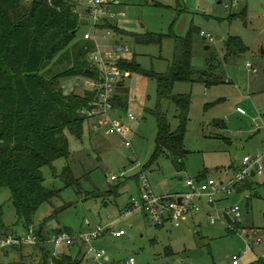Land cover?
<instances>
[{
  "label": "rangeland",
  "instance_id": "obj_1",
  "mask_svg": "<svg viewBox=\"0 0 264 264\" xmlns=\"http://www.w3.org/2000/svg\"><path fill=\"white\" fill-rule=\"evenodd\" d=\"M118 1L112 11L127 15L107 19L110 25L127 33L101 29L98 42L106 59L127 55L128 60L136 57L140 65L139 71H128L124 87L117 89L126 107L116 116L130 129L132 146L126 147L118 134L94 133L89 124L82 138L66 131L70 159L55 163L58 176L49 167L43 169L46 187L59 191V196L39 207L33 225L38 230L44 226L51 235L64 230L76 236L98 225L109 227L103 246L112 261L133 257L136 264H234L238 256L239 264H264V174L235 184L231 195L220 192V218L214 224L210 216L218 212L208 205L196 214L195 221L190 218L186 225L184 220L181 227L171 222L154 226L144 211L123 214L131 196L139 195L142 175L148 177L158 196L187 192L189 178L198 180L204 176L228 183L245 156H256L264 150V0ZM90 31L88 23L81 26L78 36ZM190 31L195 81L178 82L173 92L191 96L184 138L189 152L185 166L178 170L168 152L154 158L158 113L165 115L174 131L180 124V112L171 99L159 102L153 73L169 70L176 57V38L186 37ZM203 31L213 40L203 36ZM148 33L162 36V43H141L131 36ZM232 37L240 38L249 49L229 55L227 42ZM126 45L129 52L119 50ZM202 78L218 82L208 85ZM89 82L84 76H66L61 86L67 93L82 95L90 89ZM239 107L247 114H241ZM129 113L136 120H129ZM67 164L79 185L66 186L61 175ZM124 172V179L110 180L111 175L121 176ZM11 197L8 188L0 190L5 224L9 232L24 234L26 224L18 219ZM237 205L243 215L241 221L231 225L224 217ZM119 228L127 234L113 236L110 231ZM29 249L25 247L24 251ZM60 251L77 255L79 248L64 247ZM12 258L19 259L17 252ZM28 264H37V259H29ZM83 264L91 261L85 259Z\"/></svg>",
  "mask_w": 264,
  "mask_h": 264
},
{
  "label": "trees",
  "instance_id": "obj_2",
  "mask_svg": "<svg viewBox=\"0 0 264 264\" xmlns=\"http://www.w3.org/2000/svg\"><path fill=\"white\" fill-rule=\"evenodd\" d=\"M81 2L0 0V190L8 188L11 191L18 219L24 221L27 230L34 224L39 207L59 196V191L46 187L43 169L49 167L58 176L55 163L63 158L70 159L72 152L66 131L82 138L87 124L92 129L85 111L95 99L96 90L90 87L79 95L67 93L61 86V79L66 76L94 80L99 76V68L90 60L94 42L86 39L85 33L83 37L78 36L81 26L89 23L79 14L87 12ZM100 28L127 33L110 25L107 18ZM131 36L141 43H162L160 35ZM227 49L229 55H237L249 48L240 38L232 37L227 42ZM192 53L190 31L186 37L176 38V57L169 70L153 73L158 83L159 102L171 99L180 112V124L174 131L165 115L158 113L159 133L154 158L168 152L178 170L185 166L189 152L184 147V138L191 96L173 92L178 82L195 81ZM119 65L130 73L140 70L136 57L122 59ZM202 81L208 85L218 82L203 78ZM124 83L121 82L117 89L124 87ZM114 104L120 111L126 107L117 91ZM61 176L67 187L79 185L69 164ZM204 179L203 176L198 180ZM42 227L40 236L47 241L52 235ZM4 232L9 229L0 208V233ZM50 245L30 246L27 252L24 251L26 246L0 250V264H28L33 257L37 264L84 263L82 247H78L77 255L63 251L56 256ZM15 252L19 255L18 260L12 258Z\"/></svg>",
  "mask_w": 264,
  "mask_h": 264
},
{
  "label": "built area",
  "instance_id": "obj_3",
  "mask_svg": "<svg viewBox=\"0 0 264 264\" xmlns=\"http://www.w3.org/2000/svg\"><path fill=\"white\" fill-rule=\"evenodd\" d=\"M51 2V0H48ZM86 7L87 12L79 13L80 16L86 18L92 26V31L85 33V38L94 42L95 48L91 53L90 60L99 68V76L97 80H89L90 87L95 89L97 95L90 103V107L85 111L94 133H103L105 135L118 134L123 137V144L126 147H131L132 142L128 139L130 129L126 124L122 123L117 118V113L120 110L115 106L114 99L117 87L121 82L129 76V72L122 69L119 65L123 57L115 56L112 60H108L103 55L99 42L100 25L103 24L107 16L115 17L118 14L126 16V12L115 13L112 11L114 4H118V0H81ZM75 13L78 10L75 9ZM111 34V31H108ZM203 36L213 40L211 34L204 31ZM125 52H129L128 45L119 48ZM248 68H252V64L248 62ZM238 111L246 115L245 109L239 107ZM129 120H136V116L132 113L128 115ZM257 122V119H254ZM255 172L254 176L264 174V150L256 156L247 155L243 159L242 166L236 169L234 177L228 183H219L214 179L206 178L202 181L194 178H189L186 181L188 187L187 192H178L168 194L166 196H158L152 190L150 181L146 175H142L140 179L139 195H132L124 215H130L136 211H144L150 224L162 227L167 222H171L176 227H181L184 220L191 214L196 213L202 209L201 201L205 200L207 204L211 205L217 210L219 203L218 194L225 192L229 195L234 193V185L244 182ZM125 172L121 176L111 175V181H119L124 179ZM218 215H211V223H216L220 218ZM233 218L232 224L236 221H241L242 211L240 206H234L228 214ZM225 215V219H226ZM231 224V225H232ZM109 227L98 225L97 227L82 232L80 235H73L67 231L56 232L50 239L45 241L41 238L40 233L34 225L29 226L24 234H14L11 232L0 233V250L13 249L16 247H30L38 246L44 243L53 245V255L58 256L61 248H76L82 247L85 257L91 261V264H136L135 258L125 260L112 261L109 258L108 250L104 246L96 243L100 237L109 231ZM115 236L120 237L126 234L125 229L118 231H111ZM261 260V257L259 258ZM234 264H239V257L235 256Z\"/></svg>",
  "mask_w": 264,
  "mask_h": 264
},
{
  "label": "crops",
  "instance_id": "obj_4",
  "mask_svg": "<svg viewBox=\"0 0 264 264\" xmlns=\"http://www.w3.org/2000/svg\"><path fill=\"white\" fill-rule=\"evenodd\" d=\"M126 58H130L129 56H124L123 57V59H126ZM89 80H91V79H89ZM139 183V182H138ZM187 186V185H186ZM140 188V187H139ZM140 190V189H139ZM219 198V197H218ZM219 201H220V199H219ZM201 206H202V209L206 206V205H208V206H211V205H209V204H207L206 203V201L205 200H203V201H201ZM212 207V206H211ZM201 209V210H202ZM200 210V211H201ZM200 211H198V212H200ZM198 212H196V213H193V214H191V215H189L186 219H185V223L184 224H186V225H189V223H190V221H191V219L193 220V221H195V216H196V214L198 213ZM191 218V219H190ZM190 219V220H189ZM121 229H124V228H119V229H116V230H112V231H118V230H121ZM111 232V231H110ZM111 234L113 235V236H115L112 232H111ZM126 234H127V231H126ZM125 234V235H126ZM117 237V236H116ZM104 235L102 236V237H100L98 240H96V243L98 244V245H100V246H103V241H104ZM109 255V254H108ZM109 258H110V255H109ZM85 259H88L87 257H85ZM111 259V258H110Z\"/></svg>",
  "mask_w": 264,
  "mask_h": 264
},
{
  "label": "water",
  "instance_id": "obj_5",
  "mask_svg": "<svg viewBox=\"0 0 264 264\" xmlns=\"http://www.w3.org/2000/svg\"><path fill=\"white\" fill-rule=\"evenodd\" d=\"M254 175H255V172L252 173V176H254ZM245 213H246V212H245ZM226 219H227L228 223L232 224L233 221L231 220V218H230L229 215H226ZM42 230H43V227H41V228L39 229V233H41Z\"/></svg>",
  "mask_w": 264,
  "mask_h": 264
}]
</instances>
